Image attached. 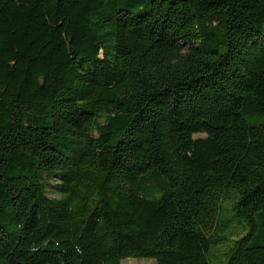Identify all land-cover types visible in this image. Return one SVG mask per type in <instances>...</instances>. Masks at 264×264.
Listing matches in <instances>:
<instances>
[{"label": "trees", "instance_id": "16d2710c", "mask_svg": "<svg viewBox=\"0 0 264 264\" xmlns=\"http://www.w3.org/2000/svg\"><path fill=\"white\" fill-rule=\"evenodd\" d=\"M124 259L264 264V0H0V264Z\"/></svg>", "mask_w": 264, "mask_h": 264}, {"label": "rangeland", "instance_id": "374dc122", "mask_svg": "<svg viewBox=\"0 0 264 264\" xmlns=\"http://www.w3.org/2000/svg\"><path fill=\"white\" fill-rule=\"evenodd\" d=\"M52 195V192L50 193ZM228 205V203H227ZM228 218H225L224 220H226ZM237 228H234L232 230V232L236 233ZM235 236H230V239H233ZM121 264H152L151 260H147V259H124Z\"/></svg>", "mask_w": 264, "mask_h": 264}]
</instances>
